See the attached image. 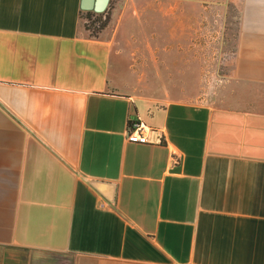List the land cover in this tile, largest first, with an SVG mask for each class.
Returning a JSON list of instances; mask_svg holds the SVG:
<instances>
[{
	"label": "crops",
	"instance_id": "1",
	"mask_svg": "<svg viewBox=\"0 0 264 264\" xmlns=\"http://www.w3.org/2000/svg\"><path fill=\"white\" fill-rule=\"evenodd\" d=\"M233 1L198 103L120 91L80 0H0V264H264V0Z\"/></svg>",
	"mask_w": 264,
	"mask_h": 264
},
{
	"label": "rangeland",
	"instance_id": "2",
	"mask_svg": "<svg viewBox=\"0 0 264 264\" xmlns=\"http://www.w3.org/2000/svg\"><path fill=\"white\" fill-rule=\"evenodd\" d=\"M87 31L113 38L119 90L161 100L218 101L228 85L237 22L233 0H108Z\"/></svg>",
	"mask_w": 264,
	"mask_h": 264
},
{
	"label": "built area",
	"instance_id": "3",
	"mask_svg": "<svg viewBox=\"0 0 264 264\" xmlns=\"http://www.w3.org/2000/svg\"><path fill=\"white\" fill-rule=\"evenodd\" d=\"M146 131L147 127L139 119L131 120L125 131V140L133 143H145Z\"/></svg>",
	"mask_w": 264,
	"mask_h": 264
},
{
	"label": "water",
	"instance_id": "4",
	"mask_svg": "<svg viewBox=\"0 0 264 264\" xmlns=\"http://www.w3.org/2000/svg\"><path fill=\"white\" fill-rule=\"evenodd\" d=\"M108 0H80V9L81 10H91L96 13L103 12L106 8ZM94 186H97L98 183L93 181Z\"/></svg>",
	"mask_w": 264,
	"mask_h": 264
},
{
	"label": "trees",
	"instance_id": "5",
	"mask_svg": "<svg viewBox=\"0 0 264 264\" xmlns=\"http://www.w3.org/2000/svg\"><path fill=\"white\" fill-rule=\"evenodd\" d=\"M80 14H81V15H80L81 18L84 17V18L88 19V18L91 17V15H95V16H97V17H100V16H102L103 12L96 13V12H93V11H91V10H81V11H80ZM104 23H105V21L101 22L100 25L96 28L95 31H94V30L91 31V32L89 31V35H90V36H96L97 31L100 30V29L103 27ZM83 27H84V29H86V30L88 29L87 25H85V24H83Z\"/></svg>",
	"mask_w": 264,
	"mask_h": 264
}]
</instances>
